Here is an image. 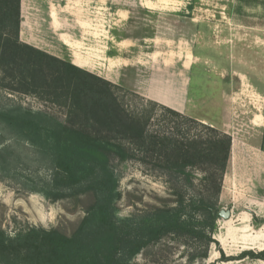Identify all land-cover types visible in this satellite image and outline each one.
Here are the masks:
<instances>
[{"label": "trees", "instance_id": "16d2710c", "mask_svg": "<svg viewBox=\"0 0 264 264\" xmlns=\"http://www.w3.org/2000/svg\"><path fill=\"white\" fill-rule=\"evenodd\" d=\"M19 30L20 0H0L2 74L17 91L60 106L64 119L14 102L0 105V180L50 200L90 193L92 202L70 235L35 225L13 234L0 229V264H130L168 235L192 241L190 262L207 258L212 244L224 260L264 262V250L224 256L214 238L229 134L143 97L151 109L131 110L118 95L123 87L21 41ZM156 109L183 122L154 129ZM130 159L150 165L182 190L173 205L117 215L113 161ZM192 169L202 173L203 187L187 196Z\"/></svg>", "mask_w": 264, "mask_h": 264}, {"label": "rangeland", "instance_id": "374dc122", "mask_svg": "<svg viewBox=\"0 0 264 264\" xmlns=\"http://www.w3.org/2000/svg\"><path fill=\"white\" fill-rule=\"evenodd\" d=\"M189 3L190 0H20L19 38L62 59H71L75 64L80 58L86 60L90 72L107 77L110 72L107 56L115 52L123 55L126 41L140 37L141 48L145 50L187 49L191 24ZM206 4L208 8L221 9L226 2L217 0ZM261 19L264 21V18L242 16L231 17L229 21L227 18L226 22L221 18L198 19L197 44L205 48L198 45L197 53L212 63L201 61L190 72L189 89L195 104L189 105V115L192 118L213 117L218 114L220 85L225 82H220L212 65H220L224 59L218 57L233 52V64L230 61L227 64L233 80L228 82L230 112L224 122V132L231 136L232 145L225 172V190L226 202L235 204L236 208L230 206V209L236 212L252 209L258 201L264 202V154L253 146L262 136L259 127L264 124V94L260 92L264 81L257 80L264 78V24ZM253 23L262 25V33L236 26ZM17 88L13 79L0 70V105L14 102L64 119L60 106L35 94L17 91ZM123 89L118 95L128 108L151 109L142 97ZM182 122L179 117L156 109L151 126L165 128ZM204 123L216 127L210 121L204 120ZM113 165L119 174L116 201L119 217L173 205L182 192L160 171L135 159L114 160ZM191 172L195 179L185 191L187 196L199 193L203 187L199 181L202 173L197 169ZM233 198L235 203H231ZM91 202L90 193L50 200L37 192L19 190L13 182L0 180V229L13 234L35 225L70 235ZM227 221L219 218V232L215 235L216 240L222 241V244L218 241V245L224 256L237 257L245 249L264 250V237L250 236V229H236L233 227L238 224L236 221ZM192 253L191 240L168 235L143 249L130 264H264L262 260L247 257L224 260L214 244L210 245L205 259L190 262Z\"/></svg>", "mask_w": 264, "mask_h": 264}, {"label": "crops", "instance_id": "0c3cea01", "mask_svg": "<svg viewBox=\"0 0 264 264\" xmlns=\"http://www.w3.org/2000/svg\"><path fill=\"white\" fill-rule=\"evenodd\" d=\"M208 1L217 0H190L189 21L191 24L189 26L188 32L187 49H173L165 51L159 48H154L153 50H145L141 48L140 37L137 40H132L130 42L126 41L123 55L115 52L107 56L110 63V66L108 67L110 69V72H108L109 75L107 77L103 76V78L123 88L129 89L145 99L155 101L183 115H189V105L195 104V100L191 95L189 89L190 72L192 70V67L201 61L207 62L208 64L209 62L212 63V60H203L202 56L197 53L198 45H200V47H204L201 46V44H197L198 36L196 27L198 26V19L202 20L205 18V20H215L221 18V20L226 22L227 18L229 21L231 17L234 18L242 16L247 18H264V0H219L221 2H226V4L221 5V9H216L213 7L208 8V5L206 4V2ZM199 2H201L202 4L200 5ZM224 17H226V20L224 19ZM260 22L261 24H264V21H262V19L260 20ZM261 24H239L236 26L240 27L241 29L248 28V31L250 30L256 33H262ZM149 40L154 41L153 39ZM230 48L231 50H233L232 46ZM233 56V52L224 54V56H219L218 58L224 59V61L221 60L220 65H212L214 67V72L220 78V82H225L223 84L221 83V85L219 83L221 91L219 92L220 104L218 114L210 118L193 117L203 122L204 120L210 121L211 123L216 125V127L223 131L224 125H226V123L224 122L226 121L230 112L227 98V93L229 90L228 82L229 80H233L229 75L231 73H229L227 64H229L230 62L233 64ZM70 61L72 62L73 60L70 59ZM236 62L237 59L235 58V64ZM94 63L95 62H93V67L96 68ZM87 64H89L88 61L80 58L75 65L90 71L86 66ZM115 69L116 71H114ZM257 80L264 81V78H257ZM260 92L264 94V87L263 89L261 88ZM189 117H192V115H189ZM259 128L262 129V136L258 138V140H256L257 142H254L253 146H255L256 149L264 154V124ZM226 176L227 175L224 173L222 187L219 195L220 210L223 209L229 212V217L223 218L224 221H236L238 224L236 226H233L234 228L239 230H241V228H248L252 231L250 236L254 235L256 238H263L264 202L258 201L257 206L253 207L252 209L239 212L230 209V206H232L231 208H236V205H231L226 202ZM233 199L234 200H231V203H235V198ZM253 218L257 220L255 221L256 225H254ZM218 232L219 231L214 234L215 239V235H217ZM245 236L248 237V234H245ZM219 243L222 244V241H219Z\"/></svg>", "mask_w": 264, "mask_h": 264}, {"label": "water", "instance_id": "95a60500", "mask_svg": "<svg viewBox=\"0 0 264 264\" xmlns=\"http://www.w3.org/2000/svg\"><path fill=\"white\" fill-rule=\"evenodd\" d=\"M219 216L222 217V218H228L229 217V212L226 211V210L221 209L219 211Z\"/></svg>", "mask_w": 264, "mask_h": 264}]
</instances>
